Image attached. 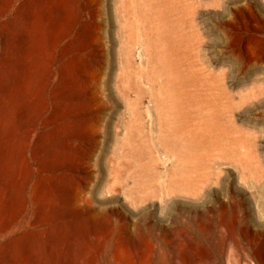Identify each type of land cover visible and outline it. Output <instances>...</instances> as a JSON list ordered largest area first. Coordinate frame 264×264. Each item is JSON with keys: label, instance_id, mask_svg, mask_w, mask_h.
Returning a JSON list of instances; mask_svg holds the SVG:
<instances>
[{"label": "rangeland", "instance_id": "374dc122", "mask_svg": "<svg viewBox=\"0 0 264 264\" xmlns=\"http://www.w3.org/2000/svg\"><path fill=\"white\" fill-rule=\"evenodd\" d=\"M0 264H264V0H0Z\"/></svg>", "mask_w": 264, "mask_h": 264}, {"label": "bare ground", "instance_id": "6f19581e", "mask_svg": "<svg viewBox=\"0 0 264 264\" xmlns=\"http://www.w3.org/2000/svg\"><path fill=\"white\" fill-rule=\"evenodd\" d=\"M219 97V96H218Z\"/></svg>", "mask_w": 264, "mask_h": 264}]
</instances>
